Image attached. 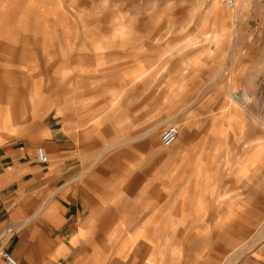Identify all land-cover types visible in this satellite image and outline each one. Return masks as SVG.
I'll use <instances>...</instances> for the list:
<instances>
[{"label": "rangeland", "instance_id": "rangeland-1", "mask_svg": "<svg viewBox=\"0 0 264 264\" xmlns=\"http://www.w3.org/2000/svg\"><path fill=\"white\" fill-rule=\"evenodd\" d=\"M56 121L83 264H264V0H0V140Z\"/></svg>", "mask_w": 264, "mask_h": 264}, {"label": "crops", "instance_id": "crops-1", "mask_svg": "<svg viewBox=\"0 0 264 264\" xmlns=\"http://www.w3.org/2000/svg\"><path fill=\"white\" fill-rule=\"evenodd\" d=\"M70 126L56 121L35 135L17 130L15 136L7 130L0 140V250L10 253L16 264L90 261V252L82 248L89 246L87 231L95 228V208L86 205L81 148ZM157 133V125L149 129V141ZM37 145L48 156L45 164L37 161ZM0 264H9L1 254Z\"/></svg>", "mask_w": 264, "mask_h": 264}, {"label": "built area", "instance_id": "built-area-1", "mask_svg": "<svg viewBox=\"0 0 264 264\" xmlns=\"http://www.w3.org/2000/svg\"><path fill=\"white\" fill-rule=\"evenodd\" d=\"M219 3L225 5L228 8H232L235 6L236 0H216ZM179 128L176 124H169L162 132L160 137L161 145L164 147L171 146L178 137ZM36 158L39 163L45 164L48 162V156L45 153L42 147L37 148ZM1 256L9 263V264H16V260L10 253L7 251H1Z\"/></svg>", "mask_w": 264, "mask_h": 264}, {"label": "bare ground", "instance_id": "bare-ground-1", "mask_svg": "<svg viewBox=\"0 0 264 264\" xmlns=\"http://www.w3.org/2000/svg\"><path fill=\"white\" fill-rule=\"evenodd\" d=\"M209 10V12H213V13H219L223 10L222 7H220L218 4L214 3L212 5L209 6V8L207 9ZM242 95V94H241ZM238 97V96H237ZM236 97V98H237ZM247 98V97H246Z\"/></svg>", "mask_w": 264, "mask_h": 264}]
</instances>
